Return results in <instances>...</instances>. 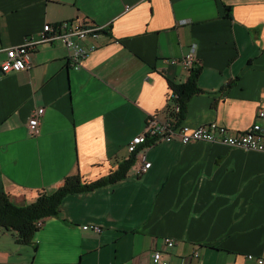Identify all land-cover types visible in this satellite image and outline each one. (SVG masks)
Wrapping results in <instances>:
<instances>
[{
	"label": "crops",
	"instance_id": "crops-1",
	"mask_svg": "<svg viewBox=\"0 0 264 264\" xmlns=\"http://www.w3.org/2000/svg\"><path fill=\"white\" fill-rule=\"evenodd\" d=\"M80 17L105 32L79 67L56 41L38 45L30 70H0V192L12 203L29 205L69 176L93 182L128 159L149 115H166L169 84L188 79L182 64L165 60L192 47L200 91L183 123L234 133L254 123L264 100V0H0V63L44 24ZM138 153L123 180L67 196L30 244L0 229V264H152L155 250L170 264L264 258V153L204 141ZM141 154L151 164L137 175ZM167 237L178 243L166 247Z\"/></svg>",
	"mask_w": 264,
	"mask_h": 264
},
{
	"label": "built area",
	"instance_id": "built-area-1",
	"mask_svg": "<svg viewBox=\"0 0 264 264\" xmlns=\"http://www.w3.org/2000/svg\"><path fill=\"white\" fill-rule=\"evenodd\" d=\"M105 32V26L95 25L87 17H80L72 21L62 22L58 24H44L40 33L35 36L26 37L24 42L17 46L6 48L5 60L0 63V70L3 73L18 72L21 70H30L33 67V54L41 43H54L59 41L67 49V60L75 68L82 64L85 56L91 51L99 47L98 40ZM91 39L93 43L86 44V41ZM195 48L192 47L190 52L184 55L181 59H166L169 64L180 63L184 69L189 72L195 67ZM174 94L168 99L166 106V115L159 117L158 114L149 115L146 122V129L135 135L126 146L130 155L138 153L143 146L155 144L158 142L179 141L184 145L196 142H213L214 144H223L232 148H244L245 150L260 151L264 153V100L258 109L257 117L254 123L248 130L234 133L224 125L215 122L204 123L198 126H189L178 121L176 115L179 112V106L174 105L170 108V102L174 99ZM45 111L44 107H38L31 115L28 121L27 131L30 137H36L39 134L41 124V116ZM151 141L147 143L148 141ZM139 154V153H138ZM144 161L143 165L138 167L135 172L137 175L143 174L150 166L143 154L138 155ZM42 221H37L36 226L41 227ZM86 230L101 232L102 227L96 224L83 225ZM178 243V240L172 237H167L164 240L166 247H173ZM196 258L201 256L200 251H194ZM250 260L255 259V256L250 254ZM258 264H264V258L256 259ZM152 264H170L164 257V251L155 250L151 256Z\"/></svg>",
	"mask_w": 264,
	"mask_h": 264
},
{
	"label": "trees",
	"instance_id": "trees-1",
	"mask_svg": "<svg viewBox=\"0 0 264 264\" xmlns=\"http://www.w3.org/2000/svg\"><path fill=\"white\" fill-rule=\"evenodd\" d=\"M230 7L224 6V10L228 15L231 11ZM188 74L189 76L185 83L169 84L175 98L171 100L168 108L174 105L179 106V112L176 115L179 122L183 121L185 115H187L188 101L200 91L198 86L200 68L194 67ZM149 142L151 141L149 140L147 143ZM135 161H137L136 155L132 153L128 159L118 163L117 168L108 176L100 177L93 182L83 181L78 176H69L65 178L63 185L57 190L51 193H44L36 201L25 206L12 203L6 193L1 191L0 229L12 233L16 242L23 243V245L30 244L39 229L36 226V222L51 216L57 217L61 211L60 207L67 196L82 192H92L123 180L128 176Z\"/></svg>",
	"mask_w": 264,
	"mask_h": 264
}]
</instances>
